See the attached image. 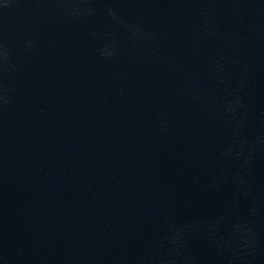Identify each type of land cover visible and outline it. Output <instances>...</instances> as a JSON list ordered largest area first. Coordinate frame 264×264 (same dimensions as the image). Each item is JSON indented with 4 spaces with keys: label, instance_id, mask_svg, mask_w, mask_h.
Masks as SVG:
<instances>
[{
    "label": "water",
    "instance_id": "obj_1",
    "mask_svg": "<svg viewBox=\"0 0 264 264\" xmlns=\"http://www.w3.org/2000/svg\"><path fill=\"white\" fill-rule=\"evenodd\" d=\"M0 264H264V0H0Z\"/></svg>",
    "mask_w": 264,
    "mask_h": 264
}]
</instances>
